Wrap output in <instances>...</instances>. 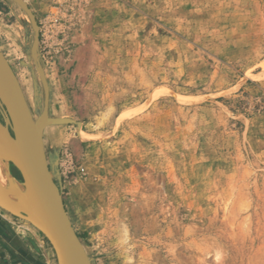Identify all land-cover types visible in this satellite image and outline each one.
<instances>
[{
    "label": "rangeland",
    "instance_id": "374dc122",
    "mask_svg": "<svg viewBox=\"0 0 264 264\" xmlns=\"http://www.w3.org/2000/svg\"><path fill=\"white\" fill-rule=\"evenodd\" d=\"M22 1L62 119L45 152L90 264H264V0ZM34 36L0 0L35 117Z\"/></svg>",
    "mask_w": 264,
    "mask_h": 264
},
{
    "label": "water",
    "instance_id": "95a60500",
    "mask_svg": "<svg viewBox=\"0 0 264 264\" xmlns=\"http://www.w3.org/2000/svg\"><path fill=\"white\" fill-rule=\"evenodd\" d=\"M16 1L28 13L35 30L30 56L34 60L35 68L44 87L43 107L40 111L34 110V117L15 73L0 51V113L2 116L0 136L11 143V147H7L0 142V152L16 156L22 161L24 172L10 161L8 173L10 177L18 178L12 173L11 165L16 168L19 181L28 190V200L22 203L31 205L36 210L35 215L29 217L25 211L2 201H0V210L10 217L20 219L24 225L39 231L50 244L57 264H90L84 246L66 213L60 187L54 179V176L58 175V159L55 158L52 162H48L43 143L45 126L61 122L62 119L53 117L48 112L49 86L38 61V27L25 3L22 0ZM22 64L25 63L22 61ZM31 74L32 99L36 103L39 87L32 69ZM33 120L44 121L35 130Z\"/></svg>",
    "mask_w": 264,
    "mask_h": 264
},
{
    "label": "crops",
    "instance_id": "0c3cea01",
    "mask_svg": "<svg viewBox=\"0 0 264 264\" xmlns=\"http://www.w3.org/2000/svg\"><path fill=\"white\" fill-rule=\"evenodd\" d=\"M0 264H57L44 236L0 210Z\"/></svg>",
    "mask_w": 264,
    "mask_h": 264
},
{
    "label": "bare ground",
    "instance_id": "6f19581e",
    "mask_svg": "<svg viewBox=\"0 0 264 264\" xmlns=\"http://www.w3.org/2000/svg\"><path fill=\"white\" fill-rule=\"evenodd\" d=\"M43 121L44 120H33L34 129L37 130ZM0 142L4 146L11 147V143L6 141L1 136ZM10 161L16 164V166H18L24 172V165L22 164L20 158L0 152V201L10 204L15 208L21 209L25 211L29 217H33L35 215L36 209L31 205L22 203L23 201L28 200V190L26 186L22 184L18 178L10 177L8 173V164ZM49 173L52 175L50 170Z\"/></svg>",
    "mask_w": 264,
    "mask_h": 264
}]
</instances>
